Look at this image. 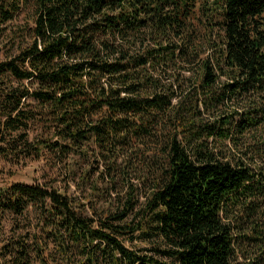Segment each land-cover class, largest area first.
I'll use <instances>...</instances> for the list:
<instances>
[{"label": "trees", "instance_id": "1", "mask_svg": "<svg viewBox=\"0 0 264 264\" xmlns=\"http://www.w3.org/2000/svg\"><path fill=\"white\" fill-rule=\"evenodd\" d=\"M4 38L0 156L47 171L0 264H264V0H0Z\"/></svg>", "mask_w": 264, "mask_h": 264}, {"label": "rangeland", "instance_id": "2", "mask_svg": "<svg viewBox=\"0 0 264 264\" xmlns=\"http://www.w3.org/2000/svg\"><path fill=\"white\" fill-rule=\"evenodd\" d=\"M31 18L30 10H26L20 13V15L14 20V25L25 24ZM19 41V40H18ZM17 52V45L13 39L4 38L0 40V60H4L8 56L15 54ZM252 142L246 143L243 150L246 148L249 150V156H253V146H249ZM252 145V144H251ZM47 171V166L43 160L34 161L31 159H20L17 160L12 156H0V190L8 188L10 185L16 182H23L25 184H35L44 182V173ZM254 201V206L251 208V215L245 216L238 223V228L236 229L237 246L236 253L241 260L245 257L254 255V251L257 249L258 241L257 239H250L248 236L252 234L253 222H260L261 220V207L260 201L256 198H251ZM35 223L26 222L20 225V232L24 237L27 232L33 227ZM12 227V216L9 214L1 215L0 213V246L3 245L4 241L11 239L13 233H11ZM131 247H135V244H141L146 246L139 240L135 244L128 243ZM247 255V256H245ZM255 257V256H254Z\"/></svg>", "mask_w": 264, "mask_h": 264}]
</instances>
